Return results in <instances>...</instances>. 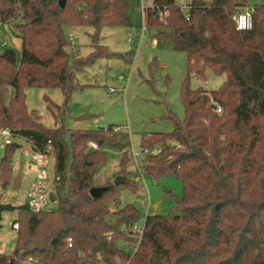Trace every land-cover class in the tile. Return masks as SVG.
<instances>
[{
    "label": "trees",
    "instance_id": "1",
    "mask_svg": "<svg viewBox=\"0 0 264 264\" xmlns=\"http://www.w3.org/2000/svg\"><path fill=\"white\" fill-rule=\"evenodd\" d=\"M59 1L0 0V23L22 47L0 49V128L54 153L57 201L50 211H19L12 222L19 223L15 251L0 252V264H26L29 256L42 264H264V5H255L250 30H240L234 17L251 0H188L186 7L180 0H152L144 8L146 27L186 54L188 77L181 90L185 118L172 114L173 131L144 135L140 167L156 183L176 176L183 196L166 191L175 201L174 213L146 215L134 253L139 237L133 226L142 214L132 203L120 206V200L125 188L137 193V181L127 175L119 185L95 180L107 161L101 147L119 144L109 135L114 127L70 129L68 140L64 125L48 128L29 109L26 90L61 89L64 105L52 112L64 121L71 95L81 86L76 72L112 54L99 41L100 29L134 27L140 0H65L64 7ZM66 24L93 26L96 51L74 58ZM206 67L226 74L220 88H192L191 74L204 78ZM91 140L97 149H90ZM121 147L123 172L129 153ZM5 148L0 187L18 191L21 172L14 176L13 161L22 146L15 141ZM154 148L160 152L146 153ZM105 186L101 196L91 195L92 188ZM11 198L8 203H15Z\"/></svg>",
    "mask_w": 264,
    "mask_h": 264
},
{
    "label": "rangeland",
    "instance_id": "2",
    "mask_svg": "<svg viewBox=\"0 0 264 264\" xmlns=\"http://www.w3.org/2000/svg\"><path fill=\"white\" fill-rule=\"evenodd\" d=\"M188 1V0H184ZM152 0H140L139 12L134 16V27L126 25L104 26L100 29L99 41L112 53L102 56L85 65L76 72V81L80 88L74 91L68 103V114L62 121L52 112L64 105V95L59 88L33 86L27 88V104L30 110L40 115L42 123L48 127L64 125L66 138H70V129H109V135L117 137L119 144L106 142L101 150L105 151L107 161L100 165L95 180L98 183L112 181L118 175L133 176L135 181L145 154L142 148L144 135L151 133L171 132L175 129V118L183 120L186 116L185 103L181 90L188 77V62L184 52L175 51L170 44L159 37L156 31L147 30L143 34L144 17L142 7L152 5ZM253 4H263L264 0H251ZM138 26V27H136ZM2 41L7 47L20 50V40L8 28H2ZM66 36L71 42L74 58H87L95 50L93 34L96 29L84 24H66ZM156 38L157 43H153ZM20 43V44H19ZM205 77L191 74L192 88L204 87L208 90L220 88L227 79L226 74H217L211 68H205ZM22 148L14 154V176L21 172V186L15 191L0 187L2 202L12 200L19 205L30 201L29 192L35 181V172L29 169L31 160L30 144L18 137ZM116 141V140H115ZM96 142L91 140L90 143ZM125 146L128 151L126 170L121 171V159ZM5 149H0V162ZM55 155L51 153L47 162L48 185L54 186ZM132 179V178H131ZM14 181V180H13ZM137 193L125 188L121 194L120 206L132 203L139 207L142 214L139 223L143 224L148 214H172L175 201L183 196V182L176 176H166L156 183L153 179L144 178L137 181ZM169 191L171 194L166 193ZM145 199V206L141 200ZM50 208L57 204L50 203ZM19 211H6L3 215V228L0 231V252L12 254L16 247V230L12 222Z\"/></svg>",
    "mask_w": 264,
    "mask_h": 264
},
{
    "label": "built area",
    "instance_id": "3",
    "mask_svg": "<svg viewBox=\"0 0 264 264\" xmlns=\"http://www.w3.org/2000/svg\"><path fill=\"white\" fill-rule=\"evenodd\" d=\"M181 2H183V7H186L187 5L185 3H187V1L184 0H180ZM255 5L252 2L248 3L247 5H244L240 8L239 12L235 15L234 19L236 21L237 27L240 30H250L253 28L254 25V13H255ZM144 8L142 7V15L144 17ZM160 15H162V13H160ZM144 19V23H143V27H142V31L143 34L145 33V31L147 30V27L145 25V17ZM0 27L1 30L3 28V25H1L0 23ZM3 32V30L1 31V33ZM153 43H157V40H153ZM1 46L3 47H7L8 43L6 41H1ZM217 112H221V108L219 107L217 109ZM16 138H18V136L14 135V133L8 129V128H0V149H6L5 147L13 142L16 141ZM26 140V139H25ZM28 141V140H27ZM31 147V151L29 153V157L31 160V164L29 165V169L35 172V181L34 184L31 186L30 192H29V197H30V201L29 206H30V210L33 212H36L37 214L39 212L42 211H50L53 208H50V203H55L57 204V201L53 198V186L50 189L49 187V176H48V169H47V162L49 159V153L47 152H43L40 150H37L34 148V144L31 141H28ZM91 148L93 149H97L98 145L95 142H91L90 143ZM154 153V154H158L160 152V149L154 148L153 150H146V153ZM144 175L139 167L138 170V175L136 177L137 181H141L142 179H144ZM141 205L145 206V199L143 198L141 200ZM12 228L14 230H18L19 229V223H13L12 224ZM144 230H145V221L143 224H140L139 222H137L134 226H133V231L134 233L137 235L138 238V242L135 245V248L133 249V252L135 253V251L138 249L139 243L141 241V239L143 238V234H144ZM73 240L72 238L69 239V245H72ZM125 249L128 250L130 249V246L125 244L124 245ZM26 264H42L40 263V261L38 260V258L34 257V256H29L25 262Z\"/></svg>",
    "mask_w": 264,
    "mask_h": 264
},
{
    "label": "water",
    "instance_id": "4",
    "mask_svg": "<svg viewBox=\"0 0 264 264\" xmlns=\"http://www.w3.org/2000/svg\"><path fill=\"white\" fill-rule=\"evenodd\" d=\"M65 3L66 1L65 0H60L59 1V4L61 7H64L65 6ZM124 182V178L121 176V175H118L115 180H114V184L115 185H119L121 183ZM1 183V182H0ZM108 187H94L90 190V193L93 197H99L101 196L106 190H107ZM53 198H55L53 196ZM30 210V206H29V203H24V204H12V203H4L2 202V199H1V194H0V231L1 229L3 228V215H4V212L6 211H29Z\"/></svg>",
    "mask_w": 264,
    "mask_h": 264
},
{
    "label": "crops",
    "instance_id": "5",
    "mask_svg": "<svg viewBox=\"0 0 264 264\" xmlns=\"http://www.w3.org/2000/svg\"><path fill=\"white\" fill-rule=\"evenodd\" d=\"M16 38H18V37H16ZM18 39L20 40V43H21V39H20V38H18ZM20 43H19V44H20ZM19 47H20V49L22 48L21 45H19Z\"/></svg>",
    "mask_w": 264,
    "mask_h": 264
}]
</instances>
